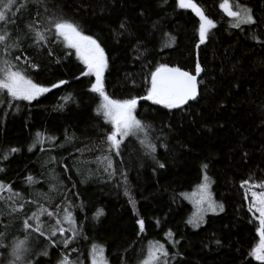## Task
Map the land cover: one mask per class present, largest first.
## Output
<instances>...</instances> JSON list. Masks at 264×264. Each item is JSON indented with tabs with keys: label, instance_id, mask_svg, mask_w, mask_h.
I'll return each instance as SVG.
<instances>
[{
	"label": "trees",
	"instance_id": "trees-1",
	"mask_svg": "<svg viewBox=\"0 0 264 264\" xmlns=\"http://www.w3.org/2000/svg\"><path fill=\"white\" fill-rule=\"evenodd\" d=\"M193 2L216 23L199 47V17L190 8H179L176 0H41L40 5H30L29 12L17 14L14 23L0 24L15 40L18 32H26L37 9L75 21L105 49L106 94L112 99L136 97L137 117L148 126L145 133L121 143L118 155L101 143L111 126L95 116L99 97L89 91L94 77L80 76L83 64L74 50L48 41L42 42L47 48H37L30 46L29 38L22 40L19 51L10 50L13 63L19 55V67L49 91L31 102L0 104V155L12 147L19 149L8 160H0L4 168L0 182L10 184L26 201L38 200L56 218L62 219L68 208L76 221L77 235L67 248L59 242L71 237L70 231L57 234L59 247H49L48 256L39 255L46 244L42 238L30 241L34 261L57 264L60 253L66 252L71 260L89 264L95 243L104 246L110 264H140L149 245L159 242L169 253V264H261L248 255L259 243L258 214L248 209L249 190L264 191L257 186L264 181V45L259 42L264 31L251 26L258 36L253 40L250 26L242 25L243 31L230 27V18L219 8L222 0ZM236 2L249 4L258 19L264 13V0H230ZM125 20L128 31L121 33L119 24ZM25 57L38 68H30ZM196 62L206 70L197 101L183 110H168L142 99L157 64L194 73ZM60 80L67 83L51 88ZM69 96L71 100L63 99ZM37 132L43 134V142L29 151ZM149 143L155 151H150ZM102 155L113 163L107 172L106 164L97 160ZM157 162L165 167L159 168ZM203 163L209 165L206 171L224 211L194 230L187 223L193 210L186 197L203 182ZM27 176L33 177L31 185ZM245 179L249 184L241 187ZM125 188L135 207L124 195ZM0 194L6 198L0 202V231L7 233L8 241L22 239L20 221L36 206L26 203L23 211L10 215L13 201L7 200V192ZM56 205L61 206L58 215ZM97 208L104 215L93 219ZM137 219L144 221L143 232ZM41 220L54 223L46 214ZM60 226L68 228L66 223ZM6 256L0 249V264H6Z\"/></svg>",
	"mask_w": 264,
	"mask_h": 264
},
{
	"label": "snow or ice",
	"instance_id": "snow-or-ice-1",
	"mask_svg": "<svg viewBox=\"0 0 264 264\" xmlns=\"http://www.w3.org/2000/svg\"><path fill=\"white\" fill-rule=\"evenodd\" d=\"M32 4L40 5L41 0H0V24L6 26L9 23H14L15 16L22 12H29L30 5ZM176 4L181 9L190 8L199 17L197 47L200 44H204L208 39L209 30L215 28L216 23L213 19L206 16L204 11L193 0H176ZM219 8L230 18V27L243 31L241 28L242 25L250 26L248 30L250 39H258L256 32L251 26H258L264 31V13L258 19L255 11L249 4L236 2L233 5L230 3V0H222ZM45 12L47 15L40 13L37 9L36 17L32 18L31 22L25 26L26 32H18L15 40L11 39V33L6 27L0 28V51L4 53L3 56H0V93L3 94L0 96V104L11 105L13 101L31 102L41 94L49 91L48 87L33 82L27 76L26 70L20 69L19 62L21 57L19 55L14 57L16 63H13V59L9 58L11 49H17L19 51L24 38L31 39L32 45L30 46L37 48H47L48 45L42 43L44 41L57 45L62 44L67 49L74 50L75 56L83 64L80 76L94 77V80H89V91L92 94H98L99 97V103L94 110L95 116L97 119H102L105 124H110L111 126L110 131L106 132L101 143L106 142L109 150L115 149L119 155L121 142L126 137L145 133L148 127L137 117V98L112 99L107 95L104 87V73L108 68V60L105 55V49L101 46V42H98V38L85 34L79 24L64 15L58 12H48L47 9H45ZM128 27L129 25L126 20L121 21L118 31L121 33L127 32ZM164 35L167 36L168 34L165 33ZM171 39L174 40V38ZM259 42L264 45V40H260ZM166 46L170 47L171 45L168 44ZM48 55L51 56L52 52L48 51ZM61 55H70V53H61ZM25 62L32 69L38 68V65L32 63L27 57H25ZM205 71V68L202 67L200 62L195 63L194 73L186 71L180 66H169L167 63H159L155 66L154 70L150 71V77L146 80V95L142 99L151 101L152 104L160 105L168 110H183V107L188 105L190 101H197L199 99L200 86L204 84V80L198 79V77ZM66 83V81L60 80L58 83H53L51 88L55 89ZM63 99L71 100L72 97H63ZM35 137L33 145L29 147V151L36 144L43 142L42 133L37 132ZM48 139L54 140L55 138L48 137ZM141 143H144V141L141 140ZM148 147L150 151H155V147L150 143ZM18 151L19 149L15 147L6 149L0 155V160H8L10 154ZM243 157H247V152L243 153ZM97 160L106 164L104 168L105 172L113 167L112 160L107 155L99 156ZM157 163L159 168L163 169L165 167V164ZM208 167L209 165L207 163L201 165V171L204 175L202 177L203 182L198 185L200 195L196 201L197 212L187 221L193 227H199L204 222L205 213L224 211V205L213 200L209 192L211 181L206 171ZM0 171H4V168L0 167ZM111 175L113 173H109V176ZM26 181L29 185L34 182L32 176H27ZM126 181L127 177L124 176L125 184ZM248 184L249 180L245 179L241 182V187ZM257 186L260 189H264V181L259 182ZM52 190H54V186H50V191ZM4 192L9 194L7 200L13 201L10 205V215L15 216L23 211L26 203H31L36 206V209L30 215L25 214L20 221L21 230L25 233L22 239L14 237L11 241H8L7 233L0 231V249H3L7 253L6 264H51V261H34V253L29 243L36 238H42L46 242L44 249L39 253L41 256H48V248L59 247V243H62L67 248L70 240L77 235L75 228L76 221L72 213L68 208H64L62 219L56 218L54 213L48 211L38 200L26 201L24 196L15 191L10 184L0 182V193ZM124 195L129 197V203H132L133 207H135L127 188H125ZM0 202H6L5 196L2 194H0ZM55 207L58 215L61 206L56 205ZM248 210L254 214L258 213V215H255V221L258 222L256 232L259 235V243L251 248L248 255L256 261L261 262V264H264V191L259 193L256 191L251 192V203ZM45 214L49 218L54 219V223L45 225L41 220V217ZM103 215L104 210L97 208L93 213V219H99ZM62 223H66L68 228L61 227L60 225ZM136 224L139 226L140 232H143L144 221L137 219ZM66 231L72 232L73 235L58 243L54 238L58 233L60 236H64ZM171 235V232L166 234L167 237ZM214 242L216 245L221 244L219 239H216ZM172 243L176 244L178 241H172ZM72 251H76V249H72ZM104 251L103 245L93 243L88 257L91 264H108V260L104 256ZM168 256L169 253L163 244L152 242L149 245L147 255L140 261V264H159L161 257L164 258L165 264H167ZM173 258H175V254H173ZM57 264H81V262L79 258L73 261L66 252H61ZM249 264H251V261H249Z\"/></svg>",
	"mask_w": 264,
	"mask_h": 264
},
{
	"label": "rangeland",
	"instance_id": "rangeland-1",
	"mask_svg": "<svg viewBox=\"0 0 264 264\" xmlns=\"http://www.w3.org/2000/svg\"><path fill=\"white\" fill-rule=\"evenodd\" d=\"M0 56H3L2 55V53H1V51H0ZM20 69H21V67H20ZM105 74V73H104ZM42 95V94H41ZM39 97V96H38ZM134 137H137V136H132V137H126L125 138V140L124 141H122L121 143H124L125 141H127L128 139H131V138H134ZM210 181H211V183H210V187H209V192L211 193V195H212V198H213V200H215V201H217V202H219L218 200H217V198H216V195H215V193H214V191H213V181L210 179ZM250 191V194H251V192L252 191H255V190H249ZM257 193H259V192H261V191H256ZM194 193H195V195H194ZM199 195H200V191H199V188L197 187L195 190H194V192L191 194V195H189L188 197H187V200H188V202H189V204L191 205V207H192V212H193V214L192 215H194L196 212H197V204H196V201L199 199ZM220 203V202H219ZM222 212H217V213H205L204 214V222L199 226V227H193L192 225H190L191 227H192V229H194V230H199L201 227H203V226H205L206 225V223H207V221H208V219H209V217H211V216H216V215H219V214H221ZM258 214V213H257ZM35 242V241H34ZM34 248V247H33ZM89 264H91V262L89 263ZM108 264H110L109 262H108ZM159 264H165V261H164V258L163 257H161L160 259H159ZM167 264H169V262H168V258H167Z\"/></svg>",
	"mask_w": 264,
	"mask_h": 264
},
{
	"label": "water",
	"instance_id": "water-1",
	"mask_svg": "<svg viewBox=\"0 0 264 264\" xmlns=\"http://www.w3.org/2000/svg\"><path fill=\"white\" fill-rule=\"evenodd\" d=\"M202 78V74H201V76L200 77H198V79H201ZM191 102V101H190Z\"/></svg>",
	"mask_w": 264,
	"mask_h": 264
}]
</instances>
